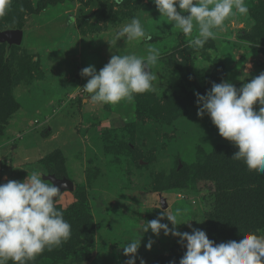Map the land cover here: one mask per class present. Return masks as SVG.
<instances>
[{"label": "rangeland", "instance_id": "obj_1", "mask_svg": "<svg viewBox=\"0 0 264 264\" xmlns=\"http://www.w3.org/2000/svg\"><path fill=\"white\" fill-rule=\"evenodd\" d=\"M30 1L36 10L39 0ZM245 4L248 14L237 13L226 20L225 30L217 31V39H210L202 49L189 46L198 28L190 35L172 28L152 0H124L121 5L115 0H74L33 14L23 8L19 21L6 11L5 15L16 18V27L0 16V31H24L20 46H0V83L10 82L0 91V184L22 182L34 171L50 181L48 177H56L51 170H65L67 177L60 179L69 178L81 190L78 197L68 191L60 195L57 210L90 229L78 246L85 253L41 264H126L129 258L123 248L134 239L141 240L136 264L141 259L144 264L166 260L172 264L186 252L179 238L142 231L146 221L167 209L177 215L178 231L203 230L215 244L226 242L214 237V228L231 230L233 235L225 234L231 238L227 242H239L249 233L264 235V224L258 227L253 222L254 212L249 218L241 213L242 207H250L245 204L248 193H236L232 209L229 192L215 181L188 177L194 165L220 153V148H232V157L238 151L219 135L207 114L197 116L195 93L206 95L213 83L221 82L239 89L264 73V0H245ZM73 16L76 23L70 25ZM133 18L140 20L152 39L127 45L121 40L111 47L114 33ZM180 35L191 50L197 85L178 69L185 66ZM149 46L160 52L158 63L151 66L157 77L155 92L136 94L132 101L114 105L98 106L85 99L87 93L79 89L87 83L82 69L94 66L99 72L113 54L146 56ZM145 99L150 105L142 104ZM165 102L189 105L167 119L158 109ZM232 157L227 160L239 181L250 172L264 176ZM184 168L187 179L179 176L186 185L184 181L175 188L176 176ZM224 207L232 212V226L218 221ZM161 222L172 227L166 218ZM149 240L151 249L146 247Z\"/></svg>", "mask_w": 264, "mask_h": 264}, {"label": "clouds", "instance_id": "obj_2", "mask_svg": "<svg viewBox=\"0 0 264 264\" xmlns=\"http://www.w3.org/2000/svg\"><path fill=\"white\" fill-rule=\"evenodd\" d=\"M12 0H0V16H4ZM161 16L167 17L172 28L184 35L198 28V35L189 46L202 49L210 40L217 39V31L225 30V21L237 13L247 15L245 0H152ZM124 0H115L121 5ZM75 24L76 18L69 17ZM233 26L235 21L233 20ZM152 39L138 18L131 19L114 33L111 47L118 41L125 45L134 41ZM160 52L149 46L146 56L113 54L99 72L94 66L82 69L87 78L83 88L86 100L94 105H114L132 101L136 94L155 92L157 79L151 66L158 63ZM250 65H248L249 68ZM197 116L207 114L219 135L238 149L231 159L243 161L249 171L264 174V73L243 83L237 89L231 82L213 83L206 95L195 93ZM259 106L258 111L254 106ZM60 187L45 181L39 171H34L24 181L9 180L0 184V264H28L46 249L59 247L71 236V225L64 219L56 204ZM167 219L171 224L162 223ZM177 215L168 209L143 224L142 231L159 236L178 237L186 247L179 264H264V235L249 233L237 241L215 244L205 231H178ZM141 240H131L123 248L129 259L126 264H136ZM146 247L151 249L152 241ZM141 264L144 261L141 259ZM174 264V262H173Z\"/></svg>", "mask_w": 264, "mask_h": 264}, {"label": "trees", "instance_id": "obj_3", "mask_svg": "<svg viewBox=\"0 0 264 264\" xmlns=\"http://www.w3.org/2000/svg\"><path fill=\"white\" fill-rule=\"evenodd\" d=\"M72 2L74 0H56V2L52 3L51 1L47 0H39L38 1V6L37 9L35 10L32 7V2L30 0H12L10 7L8 8V13L9 15H16L18 17V21L23 17V8L25 11H29L30 13H39L42 10H45L48 8V6H56L57 4H64L66 2ZM22 8V11L20 12V9ZM136 8H139L136 7ZM5 18L8 19V23L11 26L14 25L16 27V23L14 22V19H11L8 15H5ZM6 19V20H7ZM13 21V22H12ZM181 36V35H180ZM180 47H181V52L183 53V59L185 62V66L183 64L182 70L181 68H178L179 71L181 72L182 76L188 75V77H192L194 79L195 84L197 85V81L195 79V72H194V62L192 58V53L190 49H186L185 45L186 43L183 41V37H180ZM0 46L6 47L7 44H0ZM15 47V46H12ZM11 47V49H12ZM185 74V75H184ZM189 78L185 77V80H188ZM10 82H6L4 85L0 83V91H3L4 88H6ZM4 92V91H3ZM1 93V92H0ZM149 99V98H148ZM148 99L143 100L142 104L150 105L148 104L149 102L147 101ZM153 99V98H152ZM12 101H14L12 99ZM188 102H185L183 106L177 105L176 107L172 102H165L162 105H158V109H161L162 114H160L163 118H172L173 116L176 117L178 114L184 112L185 108L187 107ZM10 112V111H9ZM4 114H6L4 112ZM2 115V110L0 111V117ZM6 117V116H5ZM2 118H4L2 116ZM221 152L214 155V153L210 154L208 157L202 158L203 160L201 161L200 164H196L193 166V169L189 171L188 177L191 178L192 175V181H195L196 179L202 180V181H207V180H213L217 185H220L225 189L226 191L229 192V197L228 198L231 203L230 206L233 209L234 206V200H238V195L239 193H248L246 201H249V203H245L249 205L250 207H242V210L239 208L238 212L241 210V213H244V215L251 216L254 212L253 217L255 218L256 221H253L255 224H259L258 227L262 226L264 223V176H253L254 173H249V175H246L244 177L243 182L239 181V177L233 174V164L229 162L227 159L228 157H232L233 150L232 148H220ZM229 149V150H228ZM204 155V152H203ZM57 166L59 164L56 163ZM51 169H53V166H51ZM185 168L179 172L176 176V186L175 188H179L182 186L181 178L179 174L181 173V177H186V174L184 173ZM202 170L206 173H202ZM179 171V170H178ZM51 173L54 174L56 177L59 179L63 176L67 177L65 170L61 171L60 169H53L51 170ZM197 180V181H198ZM186 185V181H185ZM220 187V188H221ZM81 189H79L78 186H75V189L73 193L78 197V192ZM69 192V191H68ZM232 196L234 197L232 199ZM82 199V198H78ZM243 200V196L241 198V201ZM82 201V200H79ZM82 204V203H81ZM224 213L219 218L220 224H226L228 226H232L231 218L232 212H229L228 209L224 207ZM64 219L71 225V236L70 238L64 242L61 246L58 247H53L51 251L45 250L43 253L39 254L40 258L36 257L34 260L29 261L28 264H41L42 260H48L49 262L53 263L54 261H61L67 259V257H75V256H80L82 253H85L82 251L81 247L78 248L80 244V239L81 237L86 236L87 232L90 230L88 227H85L81 224V222L75 221L72 219V215L68 214V212H63ZM248 222V219H247ZM81 227L84 232L81 231ZM243 227V226H242ZM241 227V228H242ZM257 227V228H258ZM242 229H245L244 227ZM218 231V230H217ZM230 229H223L218 232H216V229L214 228V235L215 238H219L224 242H227L226 240H230L231 238H227L225 234H232L230 232ZM233 235V234H232ZM185 254V253H184ZM182 257H178V261L174 262V264H179V261ZM53 260V261H52ZM173 264V261L171 262ZM8 264H13L12 261H9ZM164 264H168V260L164 262Z\"/></svg>", "mask_w": 264, "mask_h": 264}, {"label": "water", "instance_id": "obj_4", "mask_svg": "<svg viewBox=\"0 0 264 264\" xmlns=\"http://www.w3.org/2000/svg\"><path fill=\"white\" fill-rule=\"evenodd\" d=\"M24 39V31L20 29H9L0 31V44H7L8 46H20ZM50 181H53L58 187H60V195L69 191L73 192L75 189V184L69 178L59 179L54 176L48 177ZM58 197V198H59ZM163 208L168 207L166 200L162 201Z\"/></svg>", "mask_w": 264, "mask_h": 264}, {"label": "crops", "instance_id": "obj_5", "mask_svg": "<svg viewBox=\"0 0 264 264\" xmlns=\"http://www.w3.org/2000/svg\"><path fill=\"white\" fill-rule=\"evenodd\" d=\"M255 110H257V106L255 107Z\"/></svg>", "mask_w": 264, "mask_h": 264}]
</instances>
